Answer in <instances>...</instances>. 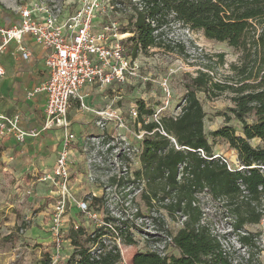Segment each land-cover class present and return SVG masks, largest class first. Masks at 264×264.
<instances>
[{
    "label": "rangeland",
    "instance_id": "rangeland-1",
    "mask_svg": "<svg viewBox=\"0 0 264 264\" xmlns=\"http://www.w3.org/2000/svg\"><path fill=\"white\" fill-rule=\"evenodd\" d=\"M35 3L50 7L60 15V20L74 14L79 6L78 0H0V6L16 15L21 7ZM130 14L131 11L123 13L112 10L107 17L99 16L95 24L99 27L111 21L120 26L127 23ZM162 31L163 46L151 48L147 54L137 56L140 77L122 89L121 98L116 102L123 112L122 135L88 134L78 150L94 176L92 186L100 191L96 193V197H101L98 204H91V193L79 192L77 196L74 195L78 200L86 201L89 212L78 210L76 203L66 202L58 222L54 220L58 213V197L49 182L39 178L50 172L53 149L61 144L62 139L58 137L64 133V129L59 131L57 127L47 125L41 110L37 112V120L28 119L25 125L22 124L21 115L13 113L20 116L14 130L19 135L12 133L8 137H13L18 145L7 148L6 154L0 152V264H37L42 252H48L54 264H68L74 252L67 238L69 229L81 226L88 233H93L104 225L106 217L113 219L110 221L111 233L102 241L108 247L115 245L119 249L121 260L116 264H131L133 254L140 251L178 255V250L170 242V234L181 227V220H171L163 210L154 212L146 209L140 198L143 183L133 177L138 165L136 150L140 148L138 142L141 140L134 136L140 124L130 116V109H137L139 102L160 109L163 96L160 82L165 78L171 99L168 107L159 115L179 112L186 75L195 76L198 71H206L214 81H229L228 77L234 76L230 65L239 64L241 49L231 47L226 42L207 39L201 31L190 30L177 22L164 26ZM128 36L129 33H126L125 38ZM168 45L174 50L168 51ZM127 51H130V46ZM108 92L105 89L103 93ZM112 94H108V98ZM211 95L197 93L205 112L203 126L212 155H220L236 165L239 161L235 150L225 139L211 135L224 125L231 126L236 135H242V125L231 112V93L227 91L217 96ZM77 108L84 111L86 102L73 105L67 112V118L81 114ZM92 112L95 114L96 111L93 109ZM254 120L253 114L246 117L249 123ZM249 142L253 146L261 145L256 139ZM127 146L134 148L129 157L123 151ZM88 159L91 160L89 165ZM198 199L203 222L217 236L233 264H264V217L256 224H246L237 229L234 217L224 207L223 199L214 200L206 192L200 193ZM138 210L141 211L140 216L136 215ZM55 228H59L62 241L59 247L54 240ZM118 228H127L135 242L123 244ZM242 235H251L252 242L242 244L239 240ZM95 249L96 245L91 247L92 252Z\"/></svg>",
    "mask_w": 264,
    "mask_h": 264
},
{
    "label": "trees",
    "instance_id": "trees-1",
    "mask_svg": "<svg viewBox=\"0 0 264 264\" xmlns=\"http://www.w3.org/2000/svg\"><path fill=\"white\" fill-rule=\"evenodd\" d=\"M110 1L115 12L131 11L119 31L129 33L122 44L133 59L163 46L162 29L172 22L241 49L239 64L230 65L234 76L228 77L229 81H214L206 71L186 75L177 115L161 114L155 120L154 109L138 103L136 121L145 133L140 141V166L133 173L134 179L143 183L140 198L144 207L154 212L163 210L173 221L180 219L181 227L170 234L178 255L140 251L133 254L131 264H233L217 236L203 222L198 195L206 192L214 200L223 199L237 229L264 217V0ZM166 48L174 50L170 45ZM227 91L233 103L231 112L242 125V135H236L229 125L211 135L225 139L237 152L243 168L232 171L219 158H213L204 132L205 112L197 97L198 92L217 96ZM250 114L255 117L251 123L246 121ZM254 138L260 139L261 145H251L249 141ZM91 201L98 204L101 197L93 196ZM140 214L138 210L136 215ZM111 220L106 217L104 225L93 233L81 226L69 229L67 238L74 252L68 264H116L121 260L119 249L102 241L111 233ZM118 229L123 244L135 242L127 228ZM239 240L244 245L252 242L251 235H242ZM37 264L54 263L48 252H42Z\"/></svg>",
    "mask_w": 264,
    "mask_h": 264
},
{
    "label": "built area",
    "instance_id": "built-area-1",
    "mask_svg": "<svg viewBox=\"0 0 264 264\" xmlns=\"http://www.w3.org/2000/svg\"><path fill=\"white\" fill-rule=\"evenodd\" d=\"M77 11L60 20V15L43 3H35L21 7L17 13V20L10 25L0 23V36L3 46L11 40L20 42L24 36L31 37L35 43L45 49L44 65L47 78L27 93L28 97L36 94L45 96V120L47 125L64 129L61 147L55 164L49 173H45L42 180L48 181L55 189L58 197L56 218L58 222L66 202H74L82 211L88 210L84 200H76L70 192V153L75 134L69 130L67 112L72 99L82 101L80 90L84 85L98 84L100 87L111 85L113 82L129 83L140 77L136 58H131L122 44L126 33H120L116 22L107 21L96 26L97 18L107 17L113 10L110 0H78ZM4 69L0 66V75ZM146 79V78H143ZM162 91V105L154 109L153 118L157 120L161 111L168 107L171 93L167 79L160 82ZM180 110V109H179ZM180 112V111H179ZM179 112L172 115L175 116ZM123 112L119 107L108 106L95 112V124L103 128L107 122H113L117 128H123ZM130 116L135 120L137 109H130ZM20 121L19 114H0V140L13 133ZM139 124V123H138ZM143 130H138L134 136L142 139ZM121 136V135H119ZM96 139V138H92ZM134 148L123 149L126 156H130ZM140 152V148L136 150ZM201 156L204 152L198 149ZM229 170H240L242 165H232L228 159L214 154ZM91 162L88 159V165ZM90 167V166H89ZM88 168V166H87ZM89 170V168H88ZM89 177L93 179L89 170ZM95 217L94 214H92ZM56 225H58L56 223ZM77 228V226H75ZM56 245L62 244L59 228L54 229Z\"/></svg>",
    "mask_w": 264,
    "mask_h": 264
},
{
    "label": "crops",
    "instance_id": "crops-1",
    "mask_svg": "<svg viewBox=\"0 0 264 264\" xmlns=\"http://www.w3.org/2000/svg\"><path fill=\"white\" fill-rule=\"evenodd\" d=\"M17 18L16 14L6 11V8L0 6V23L2 25H10ZM45 52V49L35 43L29 36H24L20 42L11 40L4 46L0 36V66L4 69V74L0 75V114L19 113L24 125L28 119L37 120L36 115L40 110L43 117H45V96L41 93L31 97L27 96L29 91L47 78V70L44 65ZM132 80L129 83L113 82L111 85L105 87H100L98 84L84 85L80 90L82 101L72 99L70 102L68 111L73 105L82 104L83 101L86 102V109L84 111L81 108H77V110L82 112L81 114L68 117L69 130L75 134V140L71 145L69 168L70 192L76 200L78 199L74 195L77 196L79 192L82 194L91 193L93 196H96V193H100L99 188L92 186L94 176L92 175L93 179L89 177L86 163L78 152L82 148V144L88 134L102 135L108 133L110 136H113L122 135L123 132L121 128L115 127L113 122H107L103 128L98 127L95 124V114L92 110L100 111L108 106L119 107L116 102L121 98L122 89L129 86ZM105 89L109 91L108 94L113 93L112 96L108 98V94L103 93ZM145 104L149 106L148 103ZM119 108L121 109V107ZM32 113L34 115L29 117L28 115ZM57 129L61 130L60 128ZM62 136L63 134L58 138L62 139ZM254 139L260 141L258 138ZM138 143L140 146V141ZM13 145H18L13 137H6L0 140V152L6 154V149ZM60 147L61 144L53 149L51 168L55 164ZM235 156H237L236 151ZM137 164L135 170L139 169V153Z\"/></svg>",
    "mask_w": 264,
    "mask_h": 264
}]
</instances>
